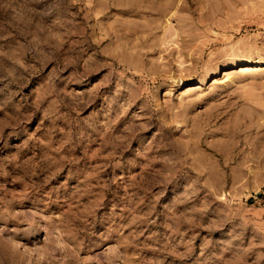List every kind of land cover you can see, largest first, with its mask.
<instances>
[{"label":"rangeland","instance_id":"rangeland-1","mask_svg":"<svg viewBox=\"0 0 264 264\" xmlns=\"http://www.w3.org/2000/svg\"><path fill=\"white\" fill-rule=\"evenodd\" d=\"M0 264H264V0H0Z\"/></svg>","mask_w":264,"mask_h":264}]
</instances>
